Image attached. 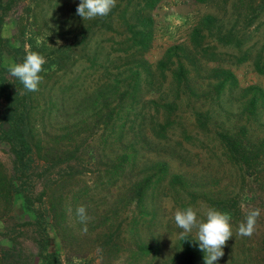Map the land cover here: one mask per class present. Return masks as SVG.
Masks as SVG:
<instances>
[{"label":"rangeland","instance_id":"1","mask_svg":"<svg viewBox=\"0 0 264 264\" xmlns=\"http://www.w3.org/2000/svg\"><path fill=\"white\" fill-rule=\"evenodd\" d=\"M256 1L157 0L148 10L153 18L152 37L141 51L121 50L127 49L125 36L129 31L117 15L125 0H117L107 15L115 18L113 28H94L85 41L88 45L74 47L60 67L49 62L56 69L48 75L41 73L39 90L32 92L31 121L35 138L42 147L52 149L50 160L55 165L48 169L51 184L48 189L55 193L56 202L59 199L66 212L57 220L47 217L38 227L24 222L32 221L33 217L24 209L22 199L10 204L0 196V212L10 207L0 214V250L13 248L19 258L9 264H164V254L170 252L183 231L174 222V212L179 206L164 186L165 177L154 199L158 210L154 224L136 223L132 219L136 207L124 199L131 182L140 176L155 178L156 163L164 160L168 164L167 173L185 174L192 190H198V184L203 185L205 179L217 180L214 185L223 188L227 185L228 189L239 185L241 173L223 155L216 132L236 133L244 126L247 138L256 143V103L252 105L249 101L253 94L256 96V85L264 91V73L256 70V60L264 64V8L256 12ZM2 2L10 5L2 12L1 34L7 46L0 48V68L5 76H9L7 68L13 64V52L23 51L27 55L26 47L30 50L32 40L36 46H44L41 55L49 59L57 47L73 40L71 20L83 19L76 12L81 0ZM207 14L213 16V25L202 30L203 46L194 48L190 43L191 30ZM226 35L233 37L231 42ZM175 44L183 48L161 69L159 60ZM9 47H13L11 53L7 51ZM93 55L94 64L90 58ZM180 63L185 69L182 76L175 73ZM134 78L139 81L136 92L130 88ZM71 79L80 88L62 90L61 86ZM109 80L134 93L125 99L131 106L115 108L119 111H114L107 120L116 127L117 135L122 134L119 138L110 136L105 151L114 160L119 153H131L134 144L137 160L134 167L127 165L123 175L113 177L104 175L105 171L100 175L101 170H97L100 167L106 170V166L96 159H91L90 165L85 162L73 169L62 160L67 147L96 143L99 133L101 139L106 108L100 104V116L91 110L92 97H86V92ZM62 96L68 101L66 105L60 102ZM258 112L259 120L264 121V109L259 107ZM198 113L205 114V126L198 123ZM43 160L36 155V165ZM13 169L10 146L0 141V180L4 174L11 175ZM245 183L240 201L245 205L241 210L246 215L247 210L256 208L257 191L253 176H247ZM260 191L262 187H258ZM80 206L86 210V221L77 214ZM191 206L201 209L206 205L197 199ZM92 216L99 219L93 222ZM239 223H232L234 236L227 242L223 257L214 264H248V257L256 264V239L263 226L257 223L251 236H238L235 233ZM136 230L145 241L158 236L162 251L153 262L148 253L131 262L133 256L128 246ZM109 232L114 236L106 245Z\"/></svg>","mask_w":264,"mask_h":264},{"label":"trees","instance_id":"2","mask_svg":"<svg viewBox=\"0 0 264 264\" xmlns=\"http://www.w3.org/2000/svg\"><path fill=\"white\" fill-rule=\"evenodd\" d=\"M205 1V0H196ZM9 2V1H8ZM157 0H125L118 15L119 22L127 28L129 33L125 36L124 46L129 50L135 48L136 50H144L148 45L152 37V24L153 18L148 12L155 4ZM10 6L9 3L4 4L0 0V48L4 46L5 39L1 34L3 16L2 12L6 7ZM264 8V0L256 1V12ZM114 17L108 16L96 17L93 19H81L79 22L71 20L73 27L71 31L74 32L73 40L69 43L62 44L55 49L53 56L46 59L47 63L43 66L44 75H48L53 69L52 64L56 62V66L60 67L66 62V57H69L70 52L74 47L81 45L84 47L88 45L85 43L86 39H89L90 33L94 28L100 29V27L106 26L108 29L113 28ZM213 16L207 14L203 16L198 23L192 28L190 33V43L194 48H198L202 45L204 34L202 30L210 28L213 25ZM77 25V26H75ZM75 29L77 31L75 32ZM90 36V37H89ZM225 38L229 42L233 37L226 35ZM237 41L236 43H238ZM6 45V44H5ZM7 46V45H6ZM44 46L41 44L38 46L31 40L30 51L41 54ZM183 48L180 44L171 45L167 48L165 57L159 60L158 65L161 69L167 66L169 59L173 54L178 53V50ZM205 50V48H202ZM8 52L13 51V47L7 48ZM1 54V49H0ZM13 63H22L26 57L24 52H13ZM96 55V54H95ZM93 62L96 63L94 55L91 56ZM51 62V63H49ZM52 68V69H51ZM6 69V67H5ZM8 69V68H7ZM46 69V70H45ZM256 70L260 73H264V64H261L256 60ZM134 71V70H133ZM184 67L180 63L178 64L175 73L182 76L184 74ZM136 74L138 71H135ZM133 73V72H132ZM133 75H135L133 73ZM100 78V77H99ZM115 78V76L113 77ZM117 79V78H115ZM134 84L130 83L132 91L136 92L139 85L137 78H134ZM99 81V80H98ZM112 85V86H109ZM117 85L114 80H109V83L100 84L94 88V90L86 92V97L91 96V107L95 113H99L100 106L105 107V129L101 132V139L99 133V141L90 144H78L70 148L67 147L64 151V157L62 158L67 167L73 169L75 165H90L91 159H96V162L105 164L106 170L100 167V175L106 172L104 175L109 177L123 175L127 170V165L131 164V168L135 166L136 161V148L134 144L131 145L132 152H123L117 154L114 160L108 157V153L105 151L108 146V138L117 135L116 127L113 124H108L107 120L111 118V115L115 108H128L131 106L126 101V96L132 95L134 92L130 91L127 87ZM80 88L75 79H71L61 86L62 90H75L74 88ZM60 102L66 105V98L61 97ZM32 92L24 89L19 80L5 76L4 70L0 68V141H4L9 144L13 153V172L11 175L4 174L0 180V196L5 198L6 203H14L17 199H22V204L27 212L32 214L33 220L24 221L29 222L40 227L43 222L47 221V217L57 220V217H62L66 212L64 206L59 202H56L57 198L55 193L48 189L50 184V176L48 175V169L55 164L51 162V156L53 152L51 147H42L39 140L35 138L33 132V125L31 121V113L34 107ZM252 105L256 103V143L247 138V131L243 126L238 132L230 133L228 131H217L216 136L221 144L223 155L233 165V168L241 173L238 175L239 185L235 188L228 189L227 185L220 187L214 185L217 180H208L199 187L198 190H192L188 186V180L185 174L181 173H167L168 164L166 161L161 160L157 162L158 173L155 178L151 176H140L133 180L126 191L124 199L133 204L136 208L133 212L134 221L137 223L150 221V224H154L158 211L154 205V199L159 192L157 188L162 186L163 178H167L164 186L168 188V193L172 196L175 204L180 209H184L193 203L197 199H202L207 207H214L220 211L228 212L231 214V223H241L245 221L246 215L241 210V196L244 190L245 178L247 176H253L256 179V208L261 210V215L257 220V223L261 224L262 231L258 239H256V264H264V121H260L258 117V108L264 109V91L261 87L256 85V96L253 94L249 101ZM101 104V105H100ZM204 113H198V123L202 126L207 124L204 118ZM107 118V119H106ZM168 122V121H167ZM162 127V126H161ZM71 132V131H70ZM69 133V132H67ZM81 147L83 149L81 150ZM36 155L44 158V162L41 165H36ZM110 159V162H109ZM134 159V160H133ZM39 161V160H38ZM53 164V165H52ZM133 170V169H132ZM132 170L130 172H132ZM140 172H143L142 168ZM73 172H71L72 174ZM248 174V175H244ZM99 180H95L97 184H100ZM165 181V180H164ZM246 184V183H245ZM40 188H37L39 187ZM201 187V188H200ZM258 187H262V191L258 192ZM7 190V191H5ZM167 192V191H166ZM37 204V205H35ZM255 207H252V209ZM251 209V208H250ZM3 210V209H2ZM10 210V207L4 209L0 214L6 213ZM93 217V216H92ZM202 217V216H201ZM99 218L93 217V222ZM242 220V221H241ZM55 223V221H54ZM146 223V222H145ZM239 223V224H240ZM120 225V224H119ZM56 226V225H55ZM57 228V227H56ZM154 229L151 227V230ZM154 232V231H151ZM133 239L128 246L129 254L131 253L132 263L136 262L137 257L143 254H151L152 262L157 257L158 253L162 251L161 242L158 236H152L151 240L145 241L141 238L138 230L133 231ZM114 234L108 233L105 238V244L108 245ZM113 245V244H112ZM0 250V264H9L18 261L17 251L13 248ZM166 261L164 264H206V253L200 249L199 241L195 239V235L189 234V236H178L175 240V244L172 245L170 252L167 251ZM248 264H252V259L248 257Z\"/></svg>","mask_w":264,"mask_h":264},{"label":"clouds","instance_id":"3","mask_svg":"<svg viewBox=\"0 0 264 264\" xmlns=\"http://www.w3.org/2000/svg\"><path fill=\"white\" fill-rule=\"evenodd\" d=\"M117 0H81L76 12L84 20L96 17L107 16L115 7ZM39 44L40 41H37ZM22 63L9 65L8 72L11 78L19 80L24 89L29 92L39 90V85L43 80L41 73L43 66L47 63L46 58L30 50ZM241 208L245 205L241 203ZM77 214L82 221H86V210L84 206L77 209ZM261 215L259 208L246 211L245 221L238 225L236 235L251 236L256 230L257 220ZM200 216L203 218L201 219ZM175 225L182 229L181 237L193 234L199 241L200 249L206 253V264H214L224 255V248L230 238L234 236L231 214L220 211L214 207H203L201 209L188 206L184 209L177 208L174 212Z\"/></svg>","mask_w":264,"mask_h":264}]
</instances>
